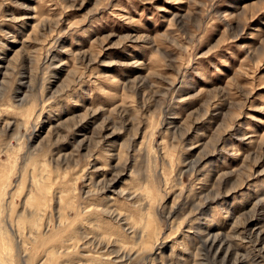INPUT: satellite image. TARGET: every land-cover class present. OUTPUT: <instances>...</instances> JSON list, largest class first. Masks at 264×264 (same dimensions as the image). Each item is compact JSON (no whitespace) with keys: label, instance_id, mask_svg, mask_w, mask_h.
I'll return each mask as SVG.
<instances>
[{"label":"rangeland","instance_id":"1","mask_svg":"<svg viewBox=\"0 0 264 264\" xmlns=\"http://www.w3.org/2000/svg\"><path fill=\"white\" fill-rule=\"evenodd\" d=\"M0 200V264H264V0H0Z\"/></svg>","mask_w":264,"mask_h":264},{"label":"bare ground","instance_id":"2","mask_svg":"<svg viewBox=\"0 0 264 264\" xmlns=\"http://www.w3.org/2000/svg\"><path fill=\"white\" fill-rule=\"evenodd\" d=\"M3 200V199H2ZM0 202H1V200H0ZM1 205V204H0ZM2 207V206H1ZM4 208V207H3ZM0 212H2V210L0 211ZM36 212H38V209H36V211H34V213H36ZM31 214H33V213H31ZM61 222V221H60ZM1 224H2V222H0V234H2V236H4L3 234H4V229L1 227Z\"/></svg>","mask_w":264,"mask_h":264}]
</instances>
